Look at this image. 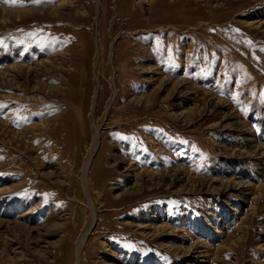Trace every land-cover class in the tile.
Segmentation results:
<instances>
[{"label": "rangeland", "instance_id": "374dc122", "mask_svg": "<svg viewBox=\"0 0 264 264\" xmlns=\"http://www.w3.org/2000/svg\"><path fill=\"white\" fill-rule=\"evenodd\" d=\"M58 1L0 0V264H264V0Z\"/></svg>", "mask_w": 264, "mask_h": 264}, {"label": "bare ground", "instance_id": "6f19581e", "mask_svg": "<svg viewBox=\"0 0 264 264\" xmlns=\"http://www.w3.org/2000/svg\"><path fill=\"white\" fill-rule=\"evenodd\" d=\"M73 2V0H60V1H58L57 2V4L56 5H54V6H52V7H50L49 8V10H51L54 14L55 13H57V11H58V9H61L62 8V6L63 5H71V3ZM71 7V6H70ZM44 8H45V6L44 7H41V8H39V10H44ZM31 9L30 8H28V9H26V11H30ZM22 12V10H17V13H21ZM46 61V63H48V60H45ZM40 64V63H39ZM42 64V63H41ZM39 66H41V65H39ZM31 67H28V66H13L11 69H10V72L12 73V77L15 75L14 73H16L17 71H23V73L25 74V75H27V74H31ZM37 73V72H36ZM1 75H3V74H1ZM0 75V76H1ZM21 75V74H20ZM26 78V77H25ZM28 78V77H27ZM33 79H32V81L34 82V87L36 86V87H38V86H41L42 84L38 81V79H37V77H36V74L32 77ZM35 87V88H36ZM160 90L161 89H163L164 91H166L167 92V94H166V96H167V98H171V97H177L178 95V98L180 97V96H182V97H185V96H187L185 93H183L182 92V90H181V85H179L178 83H175L173 86H172V88H170V89H167V88H165V87H163V84H161V86H160V88H159ZM155 92H157L156 90H155ZM217 107V103H214V104H212L210 107H206L204 110H200L199 112H205L206 110L208 111V110H210V112H211V109L214 111V109ZM194 111V110H193ZM175 117H178L177 115H175ZM227 116H224V118H226ZM223 118V117H222ZM221 118V119H222ZM228 118V117H227ZM228 119H232V118H228ZM48 122V121H47ZM226 127L227 128H229V129H232V130H235L236 129V131L238 130L240 133H243V132H246V129H244L245 127L244 126H242L239 122H237V121H229L228 123H226ZM94 143H95V141H94ZM94 143H93V146L95 147V145H94ZM93 153H94V151H93V148H91L90 149V151L88 152V155H87V159H86V161H85V163H84V166H83V169H82V177H81V181L83 182V180L85 179V177H86V171H87V169H88V166H89V164H90V161H91V158H92V155H93ZM253 154L254 155V153H252V152H248V151H240V150H234V151H232V153L230 154V156H233V155H236V154ZM122 163V162H121ZM153 175V177L152 178H150V182H151V184H156V185H159V184H161V182L162 181H164V178H165V176H158V175H154V173L152 174ZM150 177V176H149ZM175 177L173 178V176H172V178H170L168 181H170L169 182V185H172V183L175 181ZM180 179V181H182V179H183V177L182 178H179ZM157 180V181H156ZM194 183H195V186H197V188H211V186H210V183H205L204 181H202V180H195L194 181ZM83 184V183H82ZM223 189L225 190V191H227V190H229V191H239L240 189H242V188H244L245 187V185L243 184V183H241V182H236V181H234V180H227V181H225V183L223 182ZM248 184V183H247ZM180 187H182V188H180V189H186V187H183V185H181ZM218 191H220V189L218 190ZM96 219V213L94 212L93 214H92V220L94 221ZM83 241H84V238H82L81 239V241L79 242V244H78V248L81 246V244L83 243ZM78 248H77V250H76V257H75V264H79V253H78Z\"/></svg>", "mask_w": 264, "mask_h": 264}, {"label": "snow or ice", "instance_id": "6c2138e0", "mask_svg": "<svg viewBox=\"0 0 264 264\" xmlns=\"http://www.w3.org/2000/svg\"><path fill=\"white\" fill-rule=\"evenodd\" d=\"M6 2H9V0H6ZM12 3H15V0H11ZM36 2H39V0H36Z\"/></svg>", "mask_w": 264, "mask_h": 264}]
</instances>
